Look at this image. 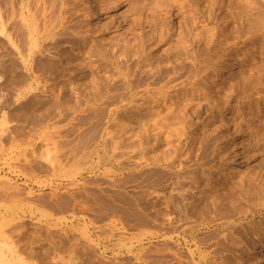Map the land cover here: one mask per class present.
I'll use <instances>...</instances> for the list:
<instances>
[{"label": "rangeland", "instance_id": "rangeland-1", "mask_svg": "<svg viewBox=\"0 0 264 264\" xmlns=\"http://www.w3.org/2000/svg\"><path fill=\"white\" fill-rule=\"evenodd\" d=\"M93 2L0 0V264H264V0Z\"/></svg>", "mask_w": 264, "mask_h": 264}, {"label": "bare ground", "instance_id": "bare-ground-1", "mask_svg": "<svg viewBox=\"0 0 264 264\" xmlns=\"http://www.w3.org/2000/svg\"><path fill=\"white\" fill-rule=\"evenodd\" d=\"M93 1H94L93 3H97V2H98V0H93ZM27 6H28V5H27ZM27 6H26V7H27ZM27 8H28V7H27ZM0 10H1V9H0ZM14 10H15V9H14ZM11 11H12V8H11ZM17 11H18V10H17ZM26 11H27V10H26ZM30 11H31V10H30ZM14 12H15V11H14ZM15 13H16V12H15ZM22 13H23V12H22ZM24 13H25V12H24ZM11 14H12V13L10 12V14L8 15V17L11 16ZM12 15H13V14H12ZM14 15H17V13L14 14ZM31 15H32V14H31ZM3 16H4V15H3ZM6 16H7V14H6ZM25 16H26V15H25ZM25 16H24V17H25ZM34 16H35V15H34ZM4 17H5V16H4ZM4 17H2V15L0 14V35L6 36L7 39H10L11 37H10L8 31H7V28H8L7 25H8V23H9V21H11V19H10V17L4 19ZM13 17H15V16H13ZM13 17H12V18H13ZM24 17H23V18H24ZM30 17H33V15H32V16H29V18H30ZM23 20H24V19H23ZM30 20H31V18H30ZM30 20H29V21H30ZM33 20H34V19H33ZM43 20H44V19H43ZM62 20H63V19H62ZM13 21H14V20H13ZM24 21H25V20H24ZM34 21H35V20H34ZM34 21H33V22H34ZM44 21H46V19H45ZM20 22H21V21H20ZM26 22H27V21H26ZM33 22L30 24V26H28L29 29H27V32L30 33L29 35L32 36V38H33V36H35V34H36L38 31H39V33H40V30H39V29H38V31L36 32V28H35V27H36V26H35V25H36V24H35L36 22L34 23L35 25L33 24ZM37 22H38V21H37ZM11 23H13V22L11 21ZM11 23H9V26H10ZM23 23H24V22H23ZM28 23H29V22H28ZM44 23H45V22H44ZM26 24H27V23H26ZM22 25H23V24H22ZM44 25H45V24H44ZM24 27H25V26H24ZM26 27H27V26H26ZM26 27H25V29H26ZM44 27H45V26H44ZM38 28H40V27H38ZM21 29H22V28H21ZM42 29H43V27H42ZM42 29H41V30H42ZM9 31H10V30H9ZM24 31H25V30H24ZM43 31H44V30H43ZM48 31H49V30H48ZM48 31H46V32H48ZM53 31H54V30H53ZM44 32H45V31H44ZM46 32H45V33H46ZM24 33L26 34V31H25ZM49 33H51V32L49 31ZM49 33H48V34H49ZM10 34H11V33H10ZM41 34H42V33H41ZM50 35H51V34H50ZM30 36H29V37H30ZM38 36H40V35H38ZM46 36H47V35H46ZM1 37H2V36H1ZM2 38H3V37H2ZM6 38H5V39H6ZM23 38H24V37H23ZM40 38H41V37H40ZM44 38H45V36H44ZM44 38H43V39H44ZM47 38H48V36H47ZM47 38H46V39H47ZM25 39H26V38H25ZM26 40H27V39H26ZM3 41H4V40H3ZM32 41H34V39H32ZM32 41H31V42H32ZM46 41H47V40H46ZM7 42L9 43V40H8ZM14 43H15V42H14ZM27 44H28V43H27ZM32 44L34 45V43H32ZM32 44H31V45H32ZM36 44H37V43L35 42V45H36ZM23 45H24V44H23ZM39 45H40V43H39ZM36 46H38V45H36ZM15 47H16V46H15ZM17 47H18V46H17ZM28 47H29V46H28ZM30 47H31V46H30ZM36 48L38 49V47H36ZM16 50H17V49H16ZM19 51H20V50H19ZM21 51H22V50H21ZM24 51H25V50H24ZM24 51H23V52H24ZM25 56H26V55H25ZM253 217L256 218V215L254 214ZM230 223H231V221H230ZM261 261L264 262V259H262Z\"/></svg>", "mask_w": 264, "mask_h": 264}]
</instances>
